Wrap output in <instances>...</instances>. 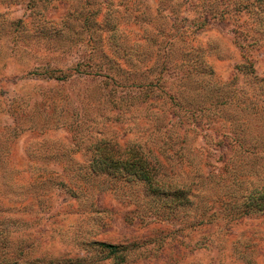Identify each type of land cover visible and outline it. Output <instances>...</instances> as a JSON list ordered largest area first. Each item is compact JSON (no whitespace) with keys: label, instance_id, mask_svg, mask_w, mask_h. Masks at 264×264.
I'll use <instances>...</instances> for the list:
<instances>
[{"label":"rangeland","instance_id":"1","mask_svg":"<svg viewBox=\"0 0 264 264\" xmlns=\"http://www.w3.org/2000/svg\"><path fill=\"white\" fill-rule=\"evenodd\" d=\"M263 189L264 0H0V264H264Z\"/></svg>","mask_w":264,"mask_h":264},{"label":"trees","instance_id":"2","mask_svg":"<svg viewBox=\"0 0 264 264\" xmlns=\"http://www.w3.org/2000/svg\"><path fill=\"white\" fill-rule=\"evenodd\" d=\"M45 75H47L49 78L55 77L57 79H62V80H64L68 76L66 73L55 74L54 70H52L51 72H47ZM122 154H124V156L126 157L123 158L120 155V158H116V157L114 158L111 156L108 157L109 158L108 160L100 161V162H98L99 160H96L95 162L100 163V165L104 164L107 167L109 166L120 167L122 168V170L126 171L124 173H128V176L130 178L148 181L151 182L152 185H155L156 183L155 166L147 158V156L144 155V153L140 148L132 147L126 151H123ZM262 191H264V189ZM263 196L264 194H262L261 199L263 198ZM262 205L264 206V203Z\"/></svg>","mask_w":264,"mask_h":264}]
</instances>
